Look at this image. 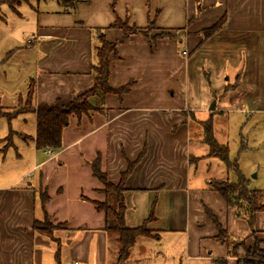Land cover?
Instances as JSON below:
<instances>
[{
  "label": "crops",
  "instance_id": "crops-1",
  "mask_svg": "<svg viewBox=\"0 0 264 264\" xmlns=\"http://www.w3.org/2000/svg\"><path fill=\"white\" fill-rule=\"evenodd\" d=\"M115 15L139 29L154 22L157 29L183 30L180 56L172 41L158 40L151 48L145 37L131 36L116 46L109 63L108 85L126 93L91 97L92 110L80 119L70 117L58 151L36 150L34 127L31 147H21L31 148V166L10 182L0 183V264H115L116 237L105 230V215L92 204L105 200L103 185L91 169L96 159L112 185L119 184L132 165L123 182L124 227L147 222L157 235L138 238L124 264H167L155 248L164 236L171 238L170 247L175 245L169 251L174 257H167L175 264L220 260L236 264L244 249L228 254L226 243L215 239L217 231L204 208L218 219L229 243L244 241L247 248L254 238L264 240V211L255 215L253 237L235 209L227 208L209 190L208 182L222 177L226 169L218 159L208 157L201 142L205 121L199 120L202 113L212 114L217 104L226 105L236 97L223 95L225 89L218 99L214 95L196 101L189 78L199 63L192 60L195 53L212 41L248 47L247 60L255 58L258 50L264 58V0H75L72 11L44 10L38 16L42 41L36 40L40 42L35 47V74L28 76L34 84V107L56 100L68 104L91 89V49L96 41L90 30H106V40L117 41L121 33L111 29ZM221 20L220 30L204 37L203 31ZM261 76L264 88V73ZM240 78L239 71L234 90L248 86ZM252 83L249 86L256 89L257 83ZM211 101L212 111L204 106ZM38 190L47 196L44 205ZM45 216L61 227L50 238L33 230V223Z\"/></svg>",
  "mask_w": 264,
  "mask_h": 264
},
{
  "label": "rangeland",
  "instance_id": "rangeland-1",
  "mask_svg": "<svg viewBox=\"0 0 264 264\" xmlns=\"http://www.w3.org/2000/svg\"><path fill=\"white\" fill-rule=\"evenodd\" d=\"M63 6L61 1L57 3L56 0H29L13 8L6 5L0 8V112L2 114L0 115V183L10 182L31 166V148L21 147L23 145L31 147L35 127L33 114L13 115L26 104L27 85L32 78L28 76L31 73L35 74V47L42 41L37 34V27L40 24L38 16L44 10H62ZM169 41L174 43L175 53L180 56L181 45L175 39ZM247 50L249 48L243 45H227L224 40L212 41L204 45L203 49L197 50L192 59L199 63L194 66L195 70L189 78V86L194 87L192 97L196 101L204 98L210 100L214 95L218 99L225 89L223 95L229 93V97L232 95L236 97L230 99L226 105L217 104L212 114L202 113L203 119L199 120L208 124L212 137L218 144L228 147L229 161H237L241 173L250 182L249 188L264 191V88L261 76L264 73V58L262 51L258 50L255 58L247 60L245 57ZM248 65L250 68L246 69ZM212 71L215 76L211 74L208 79V73ZM239 71L241 78L238 80L242 84L246 82L248 86H241L235 89L237 92H233ZM250 82L257 83L256 89L249 86ZM19 98H21L20 102ZM213 102L204 103L205 108L209 109ZM195 113L197 117V112ZM24 136L27 138L22 141ZM192 145L195 143L193 142ZM195 152L197 151H194L193 147V153ZM225 171L218 179H225L228 176V172ZM229 177L231 178L232 175L229 174ZM263 199L264 197L260 202H263ZM53 227L57 228L56 230L61 228L60 225ZM256 239L262 241L261 237ZM170 244H172L171 238L164 236L155 248L159 253H163V260L166 259L167 264H175L176 261L167 259L170 256L174 257L170 253L175 250V245L170 247ZM176 247L178 254L179 248ZM261 247L264 248V245ZM55 251L53 250L52 255ZM62 256L65 257V254L62 253ZM51 261L53 262L54 259L52 258Z\"/></svg>",
  "mask_w": 264,
  "mask_h": 264
},
{
  "label": "trees",
  "instance_id": "trees-1",
  "mask_svg": "<svg viewBox=\"0 0 264 264\" xmlns=\"http://www.w3.org/2000/svg\"><path fill=\"white\" fill-rule=\"evenodd\" d=\"M29 0H0V8L3 5L13 8L20 3H25ZM57 3L61 1L64 5L63 9L67 11L74 10L75 0H56ZM199 10H197L198 13ZM223 26V20L219 23L203 31L204 37H209L220 30ZM116 31L121 33V37L115 42H108L106 40L105 32L103 29L90 30L91 36L95 39L92 51V64L90 73L93 77V85L89 91L76 97L72 102L63 104L60 100H56L52 105H39L34 107L32 102L33 86L30 81L26 92V104L20 107L13 116L22 113H33L35 115V136L34 144L36 150H55L61 149V133L67 126L70 117L80 119L82 116L88 115L92 110L89 104V99L98 94L119 95L125 89H112L108 85L109 67L111 56H116V46L124 43L131 36L141 35L145 37L151 48H154L156 42L162 39H175L179 44H182L183 30H163L157 29L154 22H149L143 29L129 26L127 20H120L115 15L113 27ZM184 37V36H183ZM21 98H19L20 102ZM0 115L1 112H0ZM208 125V124H207ZM206 124L202 126L203 136L201 142L208 148V157L218 159L228 172L225 179H212L208 182V188L211 192L217 193L224 201L227 208L235 209L237 217L245 221L252 231V236L255 235L254 223L255 215L264 211V201L260 202L264 197V191H258L249 188V181L246 180L241 173L237 161L233 162L228 159V147L220 145L214 140L209 126ZM195 160V159H194ZM197 160V159H196ZM132 165H129L128 170L121 175L119 184L112 185L109 183L103 173L100 171L99 160L96 159L91 163L93 176L99 180L103 185L102 195L105 200L100 203L93 202L96 210L103 212L105 215V230L114 234L117 240V257L115 264H124L129 256V250L134 245L138 238H156L157 235L153 234L147 228V222L143 223L137 228L129 229L124 227L123 218L125 213V205L123 202V182L130 173ZM229 174L232 177H229ZM38 197L41 204L47 202V196L38 190ZM264 200V199H263ZM207 219L214 225L217 236L216 240L225 242L229 255H235L237 249L242 247L244 249V256L236 262V264H264V240L259 241L254 238V244L251 248H245L244 241L237 244L229 243V236L223 229L218 219L207 209L204 208ZM58 226V225H57ZM55 227L48 221L45 216L42 221H35L33 223V230L40 235L50 238ZM237 258V256H236ZM217 264H226L224 261H216Z\"/></svg>",
  "mask_w": 264,
  "mask_h": 264
},
{
  "label": "water",
  "instance_id": "water-1",
  "mask_svg": "<svg viewBox=\"0 0 264 264\" xmlns=\"http://www.w3.org/2000/svg\"><path fill=\"white\" fill-rule=\"evenodd\" d=\"M209 110H214V102L212 103V105L210 106Z\"/></svg>",
  "mask_w": 264,
  "mask_h": 264
},
{
  "label": "built area",
  "instance_id": "built-area-1",
  "mask_svg": "<svg viewBox=\"0 0 264 264\" xmlns=\"http://www.w3.org/2000/svg\"><path fill=\"white\" fill-rule=\"evenodd\" d=\"M183 55H185V53H183ZM47 152H49V151H47Z\"/></svg>",
  "mask_w": 264,
  "mask_h": 264
}]
</instances>
